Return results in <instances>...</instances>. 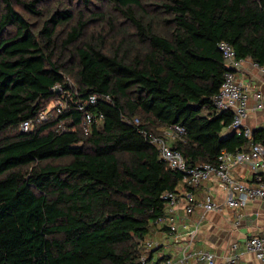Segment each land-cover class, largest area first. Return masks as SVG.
<instances>
[{"label": "trees", "instance_id": "16d2710c", "mask_svg": "<svg viewBox=\"0 0 264 264\" xmlns=\"http://www.w3.org/2000/svg\"><path fill=\"white\" fill-rule=\"evenodd\" d=\"M42 1L0 0V264L150 263L144 237L182 175L138 129L184 127L172 147L188 166L243 146L222 137L232 115L212 104L226 69L217 43L264 65V0H101L88 17ZM55 86L98 97L88 134L75 108L20 131ZM253 138L264 145V130Z\"/></svg>", "mask_w": 264, "mask_h": 264}, {"label": "built area", "instance_id": "2783aa9c", "mask_svg": "<svg viewBox=\"0 0 264 264\" xmlns=\"http://www.w3.org/2000/svg\"><path fill=\"white\" fill-rule=\"evenodd\" d=\"M217 48L222 55L226 69L217 93L211 98L212 104L218 112L228 111L231 113L230 127L236 135L246 139L247 149L238 150L234 153H229L223 149L218 154L215 164L196 163L194 166H188L181 151L172 147L175 140H179L185 135L186 130L184 127L170 125L164 128L160 134H150L140 128L138 132L157 148L160 159L170 168L181 173L182 181L189 187L184 191V196L188 200L192 199L191 188L197 187L202 181L213 176L217 187L226 194L225 205L227 207H239L256 199L264 203V145L261 142L254 141L252 130L245 124L250 111L247 106L248 89L239 81L236 75V70L240 68L243 59L236 57L233 47L226 41L218 42ZM253 66L264 73V65L253 62ZM71 88L70 90H61L55 86L53 89L59 91V95L39 110L33 118L22 121L19 126L20 131L28 132L36 124L59 117L69 109L75 108L81 114L83 133L88 134L92 125L103 118L100 112H94L89 108L95 105L98 97L89 95L87 98L82 99L78 97L77 91L72 86ZM260 98V95H256L257 108L262 107ZM104 100L109 101L110 99L108 96H104ZM124 121L130 123L128 119H124ZM133 123L138 125V119L135 118ZM67 128L64 120L57 123L58 131H66ZM236 166L247 167L252 174L250 182H242L232 176L231 169ZM161 199L164 200V211L163 214L154 219L153 225L155 226L165 223L166 215L172 212L173 205L178 201V195L176 192H164ZM201 206L206 211H222V206L215 202L209 194L204 197ZM191 209V205L186 207L188 212ZM168 227L171 232L175 230V225L172 222L168 224ZM155 245L153 241L144 243L146 249ZM241 250L253 253L256 259L264 262V235L250 236L241 244L232 242L225 257V264H237V257ZM215 258V255L210 251L202 249L197 251L185 250L179 259L165 258L147 264H186L190 260L201 264H215ZM141 262L146 264L145 256L141 257Z\"/></svg>", "mask_w": 264, "mask_h": 264}, {"label": "crops", "instance_id": "0c3cea01", "mask_svg": "<svg viewBox=\"0 0 264 264\" xmlns=\"http://www.w3.org/2000/svg\"><path fill=\"white\" fill-rule=\"evenodd\" d=\"M236 75L248 89L247 106L250 111L245 124L252 132L264 130V73L253 66L252 60L245 58L240 68L236 70ZM256 95L261 96L262 107L260 108L256 106L258 103ZM233 133L229 125L222 130L221 135L231 137ZM247 145L246 141L239 150H246ZM231 173L234 178L242 182L248 183L252 179V174L247 167H233ZM186 189L189 187L181 181L175 191L178 201L173 205L172 212L166 215L165 223L159 226L152 225L144 237L143 243L153 241L156 244L151 248H145V251L150 254V263L164 258L179 259L185 250L202 249L215 255V264H225V257L232 242L241 244L250 236L264 235V203L262 201L256 199L239 207H227L226 194L217 187L213 176L202 181L197 187L191 188V200L184 196ZM207 194L222 206L221 212L206 211L201 206ZM190 205L192 209L188 212L186 207ZM170 222L175 225L173 232L168 227ZM186 264L201 263L190 260ZM237 264H264V262L256 259L253 253L241 250L237 257Z\"/></svg>", "mask_w": 264, "mask_h": 264}, {"label": "rangeland", "instance_id": "374dc122", "mask_svg": "<svg viewBox=\"0 0 264 264\" xmlns=\"http://www.w3.org/2000/svg\"><path fill=\"white\" fill-rule=\"evenodd\" d=\"M60 0H43L39 7L44 9L45 13H49L52 9H54V7L56 6V4L59 2ZM85 1H88V3L86 4ZM66 2V6L71 7V8H82L83 5H87V9L84 8V13L85 15L88 17L91 14H93L94 12H101L103 10H105V6L101 3V0H65ZM64 6V5H63ZM18 11H20L25 18L29 19L32 22V25H39V21H36L34 18H29L22 10L18 9ZM121 26V25H118ZM107 27V25H106ZM100 28V23L97 21H93L90 25V31L92 30H98ZM106 30V28H105ZM8 32H12V29L8 30Z\"/></svg>", "mask_w": 264, "mask_h": 264}]
</instances>
